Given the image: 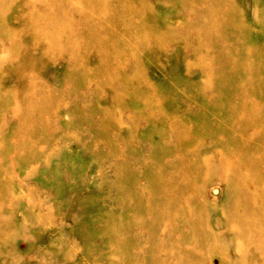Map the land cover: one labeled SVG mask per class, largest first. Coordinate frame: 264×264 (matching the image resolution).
Instances as JSON below:
<instances>
[{
  "label": "rangeland",
  "instance_id": "374dc122",
  "mask_svg": "<svg viewBox=\"0 0 264 264\" xmlns=\"http://www.w3.org/2000/svg\"><path fill=\"white\" fill-rule=\"evenodd\" d=\"M126 262L264 264V0H0V264Z\"/></svg>",
  "mask_w": 264,
  "mask_h": 264
},
{
  "label": "bare ground",
  "instance_id": "6f19581e",
  "mask_svg": "<svg viewBox=\"0 0 264 264\" xmlns=\"http://www.w3.org/2000/svg\"><path fill=\"white\" fill-rule=\"evenodd\" d=\"M91 14H92V13H91ZM92 15H93V14H92ZM79 19H80V18H79ZM217 30H218V29H217ZM220 41H221V40H220ZM220 44H222V43H220ZM216 46H217V45H216ZM213 49H214V48H213ZM203 50H204V49H203ZM212 59H213V58H212ZM222 68H223V67H222ZM208 69H209V68H208ZM211 70H212V69H211ZM210 72H211V71H210ZM218 73H220V72L218 71ZM221 73H222V71H221ZM223 73H224V72H223ZM220 75H221V74H220ZM212 76H213V75H212ZM212 76H211V77H212ZM221 76H222V75H221ZM217 77H219V74H218ZM216 80H217V79H216ZM225 80H226V79H225ZM210 81H211V80H210ZM210 83H211V82H210ZM233 113H234V112H233ZM235 119H236V118H235ZM185 140H186V139H185ZM181 141H182V140H181ZM181 141L179 140V142H181ZM180 144H181V143H180ZM179 147H180V146H179ZM253 151H254V150H253ZM242 152H243V151H242ZM167 153H168V152H167ZM240 153H241V152H240ZM216 154H217V153H216ZM253 154H254V153H253ZM177 155H178V154H177ZM179 155H180V154H179ZM183 159H184V158H183ZM251 159H252V158H251ZM180 160H182V159L180 158ZM178 161H179V160H178ZM223 161H226V159L223 160ZM229 161H232L231 163L233 164V160H232V159H230ZM229 161H228V162H229ZM180 163H181V161H179V165H181ZM187 164H188V163H187ZM236 164H237V163H236ZM174 165H175V164H174ZM182 165H183V164H182ZM182 165H181V166H182ZM184 165H185V164H184ZM223 165H224V164H223ZM239 165H244V164L241 163V164H239ZM185 166H187V165H185ZM207 166H208V165H207ZM218 166H219V165H218ZM224 166H227V165H224ZM230 166H231V165H230ZM161 167H162V166H161ZM172 167H173V166H172ZM208 167H209V166H208ZM228 167H229V166H228ZM251 167H252V166H251ZM187 168H188V167H187ZM187 168L185 167V169H187ZM201 168H202V167H201ZM226 168H227V167H226ZM175 169H176V168H175ZM188 169H189V168H188ZM218 169L220 170L219 167H218ZM227 169H229V168H227ZM239 169H240V168H239ZM239 169H238V170H239ZM248 169H249V168H248ZM223 170H224V169H223ZM233 170H234V169H233ZM251 170H252V169H251ZM174 171H175V170H174ZM180 171H181V169H180ZM183 171H184V170H182V172H183ZM207 171H208V170H207ZM207 171H205V172H207ZM243 171H246V170H243ZM205 172H204V173H205ZM222 172H223V171H222ZM228 172H229V171H228ZM239 172H240V171H239ZM178 173H180V172H175V174H178ZM191 173H192V172H191ZM199 173H200V172H199ZM230 173H231V171H230ZM182 174H183V173L178 174V175H181V176H182ZM205 174H206V173H205ZM228 174H229V173H228ZM255 174H256V173H255ZM202 175H203V174H202ZM232 175H233V174H232ZM237 175H239V173H238ZM244 175H246V174L244 173ZM223 176H224V175H223ZM183 177H184V176H183ZM186 177H187V176H186ZM199 177H200V175H199ZM204 177H206V176H204ZM243 177H244V176H243ZM248 177H249V176H248ZM179 178H180V177H179ZM181 178H182V177H181ZM200 178H201V177H200ZM226 178H227V177H226ZM237 178H238V177H237ZM245 178H246V176H245ZM249 178H250V177H249ZM186 179H187V178H186ZM233 179H234V178H233ZM252 179H253V178H252ZM184 180H185V179H184ZM196 180H197V179H196ZM237 180H238V179H237ZM240 180L242 181V179H240ZM187 181H188V180H187ZM187 181H186V182H187ZM229 181H230V180H229ZM243 181H244V179H243ZM250 181H252V180H250ZM248 182H249V181H248ZM167 183H168V182H167ZM226 183H227V182H226ZM230 183H233V182L230 181ZM237 183H238V182H237ZM244 183H245V182H244ZM251 183H253V182H251ZM170 184H172V183H170ZM173 184H174V183H173ZM185 184H186V183H185ZM227 184H229V183H227ZM186 185H187V184H186ZM229 185H230V184H229ZM238 185H239V184H237V186H235V187H238ZM240 185H241V184H240ZM244 185H245V184H244ZM244 185H242V186H244ZM158 186H159V185H158ZM171 186H172V185H171ZM242 186H241V187H242ZM250 186H251V185H250ZM184 187H185V186H184ZM241 187H240V188H241ZM162 188H163V187H162ZM240 188H239V189H240ZM242 188H244V187H242ZM246 188H247V187H246ZM246 188H245V189H246ZM172 189H173V188H172ZM183 189H184V188H183ZM227 189H228V188H227ZM239 189H237V190H239ZM258 189H259V188H258ZM237 190L235 189V192H236ZM169 191H170V190H169ZM173 191H174V190H173ZM184 191H185V190H184ZM242 192H244V191H242ZM246 192H247V191H246ZM168 193H169V192H168ZM171 193H172V190H171ZM173 194H174V192H173ZM173 194H172V195H173ZM170 195H171V194H170ZM172 195H171V196H172ZM175 195H176V194H175ZM175 195H174V196H175ZM182 195H183V194H182ZM184 195H185V194H184ZM165 196H166V195H165ZM165 196H164V197H165ZM171 196H170V197H171ZM241 196H242V195H241ZM166 198H167V197H166ZM168 198H169V197H168ZM173 198H174V197H173ZM184 198H185V196H184ZM249 198H251V196H249ZM171 199H172V198H171ZM171 199H169V200H171ZM176 199L178 200V199H180V198L178 197V198H176ZM176 199H175V200H176ZM181 199H182V198H181ZM177 200H176V201H177ZM248 200H250V199H248ZM165 201H166V199H165ZM167 201H168V200H167ZM178 201H179V200H178ZM185 201H186V198H185ZM171 202H173V201H171ZM180 202H181V201H180ZM188 202H189V201H188ZM252 202H253V201H252ZM145 203H146V202H145ZM176 203L178 204V202H176ZM176 203H174V204H176ZM183 203H184V202H183ZM186 203H187V201H186ZM180 204H181V203H180ZM184 204H185V203H184ZM184 204H183V205H184ZM178 206H179V205H178ZM181 206H182V205H181ZM184 207H185V206H184ZM184 207H183V208H184ZM146 208H147V207H146ZM149 209H150V207H149ZM185 209H186V208H185ZM185 209H184V210H185ZM244 209H245V208H244ZM180 210H181V209H180ZM187 210H188V212H189V209H187ZM148 211H149V210H148ZM170 211H173V210L171 209ZM170 211H169V212H170ZM175 211H176V210H175ZM178 211H179V210H178ZM185 211H186V210H185ZM193 211L195 212V209H194ZM231 211H232V208H231ZM244 211H245V210H244ZM186 212H187V211H186ZM190 212H192V211L190 210ZM227 212H230V211H227ZM173 213H174V212H173ZM182 213H184V212H182ZM230 213H231V212H230ZM230 213H229V214H230ZM233 213H234V212H233ZM243 213H244V212H243ZM174 214H175V213H174ZM174 214H173V216H175ZM186 214H187V213H186ZM186 214H185V215H186ZM190 214H191V213H190ZM160 215H161V214H160ZM197 215H199V214H196V217H197ZM246 215H248V214H246ZM171 216H172V215L170 214V219H171ZM228 216H229V215H228ZM231 216H232V214H231ZM231 216H230V217H231ZM241 216H242V215H241ZM160 217H161V216H160ZM196 217H195V218H196ZM230 217H229V218H230ZM161 218H162V217H161ZM174 218H175V217H174ZM174 218H173V219H174ZM229 218H228V219H229ZM240 218L242 219L243 217H240ZM162 219H163V218H162ZM237 219H238V218H237ZM243 219H244V218H243ZM167 220H168V217H167ZM198 220H199V219H198ZM165 221H166V220H165ZM168 221H170V220H168ZM177 221H178V220H177ZM162 222H163V221H162ZM239 222L242 223V221H240V219H239ZM191 223H192V222H190V225L193 224V223H192V224H191ZM165 224H166V223H165ZM150 225H151V224H150ZM173 225H175V222H174ZM194 225H195V224H194ZM241 225H242V224H240V226H241ZM162 226H163V224H162ZM166 226H167V225H166ZM166 226H165V227H166ZM169 226H170V225H169ZM171 226H172V225H171ZM175 226H176V225H175ZM175 226H174V227H175ZM174 227H173V228H174ZM176 227H177V226H176ZM191 227H192V226H191ZM158 228H159V227H158ZM166 228H167V227H166ZM170 228H172V227H170ZM193 228H194V227H192V229H193ZM240 229H241V228H240ZM243 229H244V228H243ZM195 230H196V227H195ZM171 231H172V230H171ZM197 234H198V233H197ZM197 234H196V235H197ZM236 234H237V233H236ZM239 234H240V233H239ZM237 240H238V238H237ZM238 242H239V241H238ZM186 254H187V253H186ZM126 264H127V262H126ZM129 264H130V263H129Z\"/></svg>",
  "mask_w": 264,
  "mask_h": 264
}]
</instances>
